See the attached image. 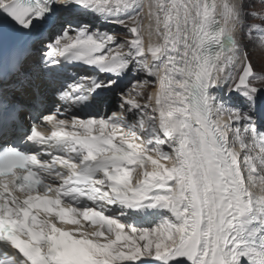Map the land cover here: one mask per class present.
Masks as SVG:
<instances>
[{
	"label": "snow or ice",
	"instance_id": "1",
	"mask_svg": "<svg viewBox=\"0 0 264 264\" xmlns=\"http://www.w3.org/2000/svg\"><path fill=\"white\" fill-rule=\"evenodd\" d=\"M262 96L264 0H0V264H264Z\"/></svg>",
	"mask_w": 264,
	"mask_h": 264
},
{
	"label": "rangeland",
	"instance_id": "2",
	"mask_svg": "<svg viewBox=\"0 0 264 264\" xmlns=\"http://www.w3.org/2000/svg\"><path fill=\"white\" fill-rule=\"evenodd\" d=\"M80 12L82 13V14H81L82 19L85 18V19L87 20V18H88L90 21L93 22V24H99V23H100L99 20H98V18L93 17V16H90V15H88L87 13H84V12H82V11H80ZM91 17H92V18H91ZM103 27H107L109 31L113 32V33L116 34V35H120V34H122V30L119 29V28H113L112 26H102V28H103ZM124 51H126V49H124ZM253 63H254V66H255L256 70H259V68H260V63H259L258 58H255V57H254V58H253ZM258 102H264V96H262V97L260 98V101H258Z\"/></svg>",
	"mask_w": 264,
	"mask_h": 264
},
{
	"label": "bare ground",
	"instance_id": "3",
	"mask_svg": "<svg viewBox=\"0 0 264 264\" xmlns=\"http://www.w3.org/2000/svg\"><path fill=\"white\" fill-rule=\"evenodd\" d=\"M81 12H79V11H77L76 12V18H78V19H82V16H81ZM88 14V13H87ZM88 15H90V14H88ZM91 16V15H90ZM92 18V17H91ZM84 20H86L85 18H83ZM87 20H89L88 18H87Z\"/></svg>",
	"mask_w": 264,
	"mask_h": 264
}]
</instances>
